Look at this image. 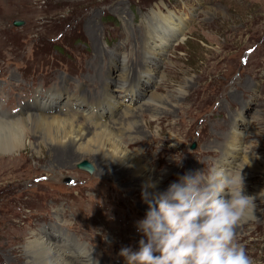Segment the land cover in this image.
<instances>
[{"label":"rangeland","instance_id":"1","mask_svg":"<svg viewBox=\"0 0 264 264\" xmlns=\"http://www.w3.org/2000/svg\"><path fill=\"white\" fill-rule=\"evenodd\" d=\"M152 10L183 22L180 37L165 43L156 61L145 50L153 36L164 38L165 26ZM122 58L132 77L125 103L96 109L115 124L126 104L140 111L167 100L156 119L148 110L133 114L141 134L123 144L167 188L185 173L207 172L223 158L234 161L230 141L239 133L252 168L241 158L234 163L241 165L244 192L254 197L259 217L238 224L236 240L253 264H264V206L257 196L264 185V0H0V120L25 116L21 109L34 104L68 113L66 94L84 96L69 113L86 117L102 73L115 75ZM0 130V264H26L33 234L59 245L75 240L101 261L96 264H126L120 250H138L143 238L136 225L148 210L142 192L99 173L90 154L78 161L89 171L77 168L70 154L60 161L61 147L50 146L40 126L24 134ZM13 134L24 146L1 149Z\"/></svg>","mask_w":264,"mask_h":264},{"label":"bare ground","instance_id":"2","mask_svg":"<svg viewBox=\"0 0 264 264\" xmlns=\"http://www.w3.org/2000/svg\"><path fill=\"white\" fill-rule=\"evenodd\" d=\"M152 15L160 21H163L165 26L163 33L164 38L162 37L161 39V37L156 38L153 36L150 39V45L147 46L145 50L147 59L149 61H156L158 54L165 48V43L172 41L174 38L180 37L179 34H181L183 22L176 21L171 15L164 16L160 12L153 11ZM152 20L153 19H151V21ZM154 22L155 21H153V23ZM150 33L151 32L148 33V36H150ZM145 59L146 58H144V60ZM120 63L121 65L119 66V71L115 75L102 73L100 90L98 88V91L94 93L95 102L93 106L89 104L91 105L92 113L88 114L86 117L83 116L78 119L79 116L76 117L69 113L75 112V109H79V105L83 102V100H85L83 98L84 96L74 95L71 97L66 94V99L65 102H63V105L70 106L64 110L68 113L58 114L55 110L52 111L50 108L47 112H44V110L39 108L38 104H34L32 107L27 105V107L21 109L20 111L25 113V116L20 115L19 117H16V120L13 119L9 122L0 120V128L6 127L10 129H17L19 132L24 134L26 131L31 130L32 127L40 126L43 128L44 132H46L44 135L47 137V143L50 144V146L55 145L61 147V153H58L60 154V161H66L67 158L63 156L66 155L65 153L70 154L74 158L73 161H76V163H78L81 159L80 155L84 153L90 154L98 163L99 173L112 176L120 182H128V185L133 186L132 188L129 186L132 192H135L134 188H136V191L140 190L141 192L146 189L152 194L163 192L167 189V186L163 183L164 180L162 181L158 175H155V169L147 166V164L143 162L144 160L141 158L139 153H133L135 150L132 152L131 150H128L127 146L129 140H132V135H138L142 131L139 123L131 116L133 114L143 116L144 111L148 110L150 111V115L153 116L152 118L156 119L158 112L167 110V100H158L157 102H153L159 104L160 107H157L156 105L154 107L153 104L148 106L146 110L140 111V105L138 107H131L129 104H126L121 107L122 117L115 121V124H110L106 117L102 116L104 113L101 114V112H98L96 109L97 106L101 107L103 105V107L108 111L111 110L113 106H117L120 102L125 103L124 99L126 98V95H124L123 92L130 84L129 82L132 78L131 66H128L129 63H126L125 58H122ZM146 67L147 66H144L142 70L145 71L146 74H150L151 71ZM98 77L95 76L94 79H98ZM107 81L109 82L108 84L105 83ZM60 86L63 88L61 84ZM111 86L113 87L112 91L118 93H113L110 89ZM56 92L57 90L55 86V93ZM60 94L62 96L63 91ZM119 96H123V99ZM49 99H53V97H50ZM73 100L74 103H72ZM36 101L37 99L35 102ZM73 106H75L74 109H72ZM61 108L63 110V107ZM0 113H2V111ZM81 121L85 122L84 125L80 124ZM145 124L147 125V123ZM238 134L239 133L236 132L232 135L230 142L234 149L230 150L231 152L228 154L233 156L234 161L241 158L245 162L246 167L252 168L251 162L246 160V151L241 144V140L238 138ZM13 135L15 136V134ZM43 139L44 138L41 136H37V142L39 144H45ZM124 141H128L127 146L123 145ZM23 146L24 140L22 137L15 136L14 139L8 141V144L1 146V149L12 151L20 149ZM234 161L229 163L228 160L223 158L218 161V167L224 168L226 171L228 169H234L237 171L241 165L237 163L235 164ZM150 185H155V187H151ZM244 193L249 195L247 192ZM262 193L264 196V185L260 186L257 190V196L260 197L258 206H264V200L261 202V197L264 199ZM144 207L148 208L146 205H144ZM258 212L257 209L252 207L247 218L241 223L246 222V220H250V222L252 221L253 223V220H256L257 216L259 217ZM262 213L263 211L260 210V216L264 214ZM33 235V239L31 238L28 240V244L26 245L28 249L27 254L30 255V259L26 264L101 263L100 260L96 262L93 254L87 251V248L84 245L77 243L75 240H69L67 242H64L65 240H61L62 243L59 245L55 241L45 240L43 237H38L36 234Z\"/></svg>","mask_w":264,"mask_h":264},{"label":"clouds","instance_id":"3","mask_svg":"<svg viewBox=\"0 0 264 264\" xmlns=\"http://www.w3.org/2000/svg\"><path fill=\"white\" fill-rule=\"evenodd\" d=\"M242 169L188 172L163 192L142 191L148 205L136 222L138 250L123 247L126 264H253L236 227L254 207ZM155 187V185H150Z\"/></svg>","mask_w":264,"mask_h":264},{"label":"water","instance_id":"4","mask_svg":"<svg viewBox=\"0 0 264 264\" xmlns=\"http://www.w3.org/2000/svg\"><path fill=\"white\" fill-rule=\"evenodd\" d=\"M20 24H21V21H18V20L13 21V25H15V26L20 25ZM194 146H195V144H194V142H192L189 145V148H193ZM76 167L80 168V169H85L87 171H89L91 168V166L85 161L78 162Z\"/></svg>","mask_w":264,"mask_h":264}]
</instances>
